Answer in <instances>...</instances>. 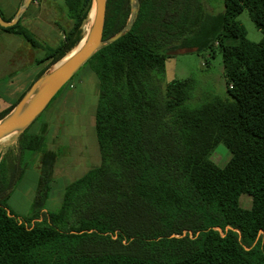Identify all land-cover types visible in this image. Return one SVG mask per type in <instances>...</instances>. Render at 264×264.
Wrapping results in <instances>:
<instances>
[{"label":"trees","instance_id":"obj_1","mask_svg":"<svg viewBox=\"0 0 264 264\" xmlns=\"http://www.w3.org/2000/svg\"><path fill=\"white\" fill-rule=\"evenodd\" d=\"M63 1L72 24L36 60L46 64L39 75L80 42L93 5ZM217 3L222 11L210 13ZM246 8L259 42L237 20ZM132 10V0H107L105 40ZM0 28L38 46L20 18ZM216 44L229 97L194 105L192 77L164 83L170 50ZM88 62L100 81L101 162L65 188L57 210L44 211L58 156L46 130L19 133L17 153L0 154V264H264V0H138L129 29ZM15 105L0 108V119ZM221 141L232 153L224 166L211 159ZM29 153L42 154V171L23 218L7 200Z\"/></svg>","mask_w":264,"mask_h":264},{"label":"rangeland","instance_id":"obj_2","mask_svg":"<svg viewBox=\"0 0 264 264\" xmlns=\"http://www.w3.org/2000/svg\"><path fill=\"white\" fill-rule=\"evenodd\" d=\"M133 4L137 5V0H134ZM15 5L16 0H10V6L14 8ZM222 9L223 5L221 3L208 7V11L213 14L222 11ZM5 13L6 12H4V14ZM5 15L7 16V14ZM93 15L92 12V15H89L83 25L82 41L80 40L81 42L69 51L62 60L45 69L41 77L45 78L53 68H57L78 51L91 32ZM20 19L21 23L26 26L29 33L38 42V46L34 47L30 41H27L21 35L17 34L15 36L19 38L20 44L24 42L29 49L33 50V56H35L36 60L44 57L45 52L50 46L58 44L62 37H64L66 30L69 29L72 24V20L68 16L67 7L63 0H36L24 9V13L20 16ZM237 20L246 27L250 40L255 42L261 41L263 33L251 19L247 8L238 15ZM217 48L218 44H216L214 48H204L200 51L188 50L185 48L170 50L169 53L171 56L167 58L164 83L173 79H186L192 77L196 82V88L194 90L195 98H193L195 101H193L194 105L211 95L229 97L222 53ZM33 63L34 62H27L22 69L24 71L30 69ZM42 64L43 63H35L33 68L34 76L36 72H39ZM89 64L90 63L84 65L72 76L69 82H67L57 94V99L55 98L52 100L28 128L31 132L35 129L39 130L41 123L47 122L50 135L56 134L60 136V142L58 137L48 136L49 141L56 147L55 152L57 156L59 158H68L66 162L59 166L56 165L54 175L50 182L47 183L50 188L49 199L46 201L45 208L49 211H55L61 206L67 185L81 177L85 172L95 167V165H98L101 161L95 126V112L98 104L100 81L95 74H92ZM45 67L46 64L42 66L43 69ZM4 70H7V65L1 67L0 62V73ZM20 70L21 68L17 67L13 68L12 71H17V73H19ZM34 76H31L30 82L33 80ZM70 84L73 85L70 86ZM0 91H4V88L1 86ZM20 94L21 93L12 95L13 101L10 100L11 103H15V101L21 97ZM61 94H68L69 96V100H67L65 107L63 103L61 105V100H58ZM5 95L7 96L8 92H6ZM63 100V102L66 101L65 99ZM1 103L3 108L4 102ZM59 107L61 109H58ZM60 120H62V125L59 128ZM20 132L21 130L15 131L0 139V154L3 155L4 148L8 147L9 142L14 140V138H16L15 136L19 135ZM85 145L87 150L85 154H82ZM6 151H9V149ZM96 154L98 157L97 162L91 157V155ZM41 155V153H36L34 155L29 153V155H27V158L32 159L28 167L29 169L27 168L28 170H25L26 172H24L23 178L13 189L10 194L11 196L7 200L9 208L15 214L23 218L31 215L34 208L35 198L40 186V171H42L40 170L38 172L37 170ZM231 157L232 153L223 141L216 145L211 154V159L219 166L226 165ZM67 165L72 168L69 169L74 170L73 173H70L68 170V173H70L69 175H66L63 173L64 171H62L63 167L67 168ZM240 200L242 206L246 208L252 206L251 196L244 194L241 196Z\"/></svg>","mask_w":264,"mask_h":264},{"label":"water","instance_id":"obj_3","mask_svg":"<svg viewBox=\"0 0 264 264\" xmlns=\"http://www.w3.org/2000/svg\"><path fill=\"white\" fill-rule=\"evenodd\" d=\"M132 1L134 2V0ZM31 2L32 0H25L12 21L5 20L0 12V24L5 27L16 24L20 18L21 11L28 7ZM137 5L133 4L132 14L127 25L118 33L105 40L103 34L107 0H93L92 9L89 15L91 16L93 12L94 19L91 33L86 43L73 56L60 64L57 68H53L45 78H38L30 91L20 99L5 117L0 119V139L15 131H22L29 126L47 107L58 91L95 52L105 45L119 39L132 25L137 13ZM36 91L37 93L34 95Z\"/></svg>","mask_w":264,"mask_h":264},{"label":"crops","instance_id":"obj_4","mask_svg":"<svg viewBox=\"0 0 264 264\" xmlns=\"http://www.w3.org/2000/svg\"><path fill=\"white\" fill-rule=\"evenodd\" d=\"M24 2H25V0H20V1L16 0V5L13 8V7L10 6V0H0V12H1L3 18L5 20H7V21H12L15 18L17 12L19 11L20 7L23 5ZM4 12H6L5 14H7V16L4 14ZM23 13H24V9L21 11V15ZM15 35H17V34L11 32V31H7V30H4V29L0 28V62H1V67L3 65H7V70H4V71H2L0 73V86L2 88H4V91L6 90L5 93L8 92V95L6 96L4 91H0V108H2V103L1 102H4L2 109H6L11 104H14V103H11V101H10V100L13 99L12 95L21 93L20 95L22 97L23 95H26L30 91V89L33 87V84L36 82V80L42 76V75H39V74L43 70L42 66L45 64V63L42 64V66L40 67L41 69L39 70V72H36V74L34 76V69L33 68H34L35 63H37V62H36L35 56H33V50L29 49V47L26 44H24V42H21V44H20L19 43V38H17ZM14 37H16V38H14ZM188 50H193V49H188ZM27 62H34V63L31 65L30 69H27V70L24 71L22 69V67H24ZM86 64L87 63L85 62L75 72V74ZM166 66H167V62H166ZM17 67L21 68L19 73H17V71H12L13 68H17ZM89 67H90V70H91L92 74H95L96 77L99 80V77H98V75H97L96 71L94 70V68H93L91 63L89 64ZM32 75L34 77H33V80L30 82L29 80H30ZM72 85L73 84H70V86H72ZM99 88H100V85H99ZM56 96H55V98H56ZM21 97H19V99L17 101H15L16 104L19 102ZM54 99H52V100H54ZM63 99H65L66 101L63 102L64 101ZM58 100H61V105L63 103L64 107H65V105L67 103V100H69V96H68V94H61L59 96ZM58 109H61V108L59 107ZM95 114H96V112H95ZM59 123L60 124H59L58 127L60 128L61 125H62V120H60ZM29 127H30V125L28 126V128ZM43 130H46L47 136H52V137L56 136V137H58L59 142H60V136H58L56 134L50 135L49 130H48L47 122L41 123V127L39 128V130L35 129L34 131L31 132L28 129V133H31V134L40 133V132H43ZM59 132H60V130H59ZM15 137L16 138H14V140L9 142V146L8 147L4 148L5 150H3V154L5 152H7L6 150H8V149H9V151H13L14 153H17L18 135L15 136ZM48 143H49L48 146H49L50 149H53V150L56 149V147L51 143V141H49ZM86 150H87V148H86V145H85V148H84V151H82V154H85ZM91 157H93L96 162L98 161L97 154L96 155H91ZM67 159H68L67 157H61V158L57 157V160H56V163H55V168H56V165L59 166L60 164L66 162ZM39 161H40V163L37 165L38 172L41 170V167H42L41 159ZM71 165H73V164H71ZM98 165H95V166H98ZM55 168H54V170H55ZM69 168H71L69 165H67V168L63 167L62 168V171H64L63 173H65L66 175H69L70 173H73L74 170H71L72 168L71 169H69ZM28 169H26V171ZM68 170L70 171V173H68ZM40 175H41V171H40ZM10 196L11 195H9V197ZM48 199H49V195H48L47 200ZM44 211H49V210L44 208Z\"/></svg>","mask_w":264,"mask_h":264},{"label":"bare ground","instance_id":"obj_5","mask_svg":"<svg viewBox=\"0 0 264 264\" xmlns=\"http://www.w3.org/2000/svg\"><path fill=\"white\" fill-rule=\"evenodd\" d=\"M93 19H94V18H93ZM90 33H91V32H90ZM89 36H90V34H89ZM89 36H88V37H89ZM87 39H88V38H87ZM87 39L84 40V42H83V44L80 46V48L86 43ZM81 41H82V40H81ZM81 41H80V42H81ZM80 48H79V49H80ZM79 49H78V50H79ZM66 55H67V54H66ZM66 55H65V56H66ZM73 55H74V54H73ZM73 55H72V56H73ZM65 56H64V57H65ZM64 57H63V58H64ZM68 59H69V58H68ZM61 60H62V59H61ZM59 61H60V60H59ZM59 61H58V62H59Z\"/></svg>","mask_w":264,"mask_h":264}]
</instances>
